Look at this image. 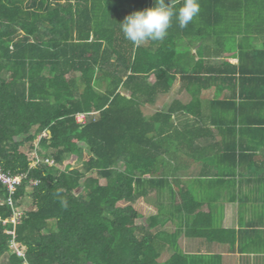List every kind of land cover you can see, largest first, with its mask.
<instances>
[{"label":"trees","instance_id":"1","mask_svg":"<svg viewBox=\"0 0 264 264\" xmlns=\"http://www.w3.org/2000/svg\"><path fill=\"white\" fill-rule=\"evenodd\" d=\"M183 2L172 0L174 9ZM262 2L245 0L244 14L233 19L218 11L222 0L199 4L214 8L225 27L236 20L241 30L253 32L248 27L260 24H250L255 17L249 12ZM154 4L0 0V167L24 175L11 196L22 211L17 224L9 223L12 208L0 204V264H222L219 253L182 251L181 237L228 252L264 253V229L243 219L236 228L222 227L209 195L181 186L164 159L163 125L172 124L177 109L192 113L191 106H200L197 95L190 91L189 103L175 101L148 117L142 112L177 77L190 75L181 68L178 39L206 34L194 27L206 19L200 8L186 28L173 17L163 40L133 44L120 23ZM232 158L230 168L217 165L215 178L239 167L240 160ZM78 161L82 169L74 166ZM155 193H166L168 205L140 214L133 202ZM6 195L0 183V197ZM169 223L173 229L166 228ZM12 229L23 257L9 248ZM247 234L255 241L246 244Z\"/></svg>","mask_w":264,"mask_h":264},{"label":"crops","instance_id":"2","mask_svg":"<svg viewBox=\"0 0 264 264\" xmlns=\"http://www.w3.org/2000/svg\"><path fill=\"white\" fill-rule=\"evenodd\" d=\"M214 1L198 0V3L212 5ZM244 1L241 4L239 0L242 6L238 8L237 0H222L218 11L233 19L244 14L241 13ZM248 1L253 4L263 1L259 12L257 9L249 12L255 17L250 24H260L248 27L253 32L241 30L236 20L225 27L215 18L214 8L200 7L206 19L194 27L206 34L204 38L182 37L186 50L179 55L181 68H188L190 75L177 77L169 90L157 94L141 108L148 117L156 111H166L175 101L187 104L192 93L197 95L200 106L198 103L191 106L192 113L177 109L171 115L172 124L163 125L164 159L171 163L181 186L198 196L209 195L215 212L219 209L216 217L221 219L222 227L236 228L239 219H243V223L261 230L264 229V52H258L264 46V0ZM237 30L240 34H219ZM150 48L154 50L156 45ZM219 69L221 73L214 72ZM232 155L240 160L239 167L230 170L227 178H215L217 165L230 168ZM254 239L251 234L243 238L246 244ZM180 240L182 251L219 253L222 264H228L229 254L241 258V264H264V253L250 250L240 254L216 244L184 237Z\"/></svg>","mask_w":264,"mask_h":264},{"label":"clouds","instance_id":"3","mask_svg":"<svg viewBox=\"0 0 264 264\" xmlns=\"http://www.w3.org/2000/svg\"><path fill=\"white\" fill-rule=\"evenodd\" d=\"M199 12L198 0H184L178 11L174 9L172 0H155L153 7L127 15L120 26L124 37L139 46L148 40H163L173 17L183 29L198 16Z\"/></svg>","mask_w":264,"mask_h":264},{"label":"rangeland","instance_id":"4","mask_svg":"<svg viewBox=\"0 0 264 264\" xmlns=\"http://www.w3.org/2000/svg\"><path fill=\"white\" fill-rule=\"evenodd\" d=\"M184 41L185 39L183 38H180L178 39V44H177V53L180 54L182 53L183 51L186 50V47H185V44H184ZM26 150V149H25ZM88 156V153L85 151L83 152L82 154V160L86 159V157ZM81 162L82 161H78L77 163H75V167L79 168V169H82V166H81ZM91 175H94V174H91ZM101 183L104 182V180H100ZM198 196V195H197ZM160 204H164L165 206L168 205V199H167V194L165 193L164 195H158L157 193L155 194H151L150 196H148L147 198H142V197H138L134 202H133V206L134 208L142 215L144 216H148L150 214H153L157 211V207L158 205ZM30 206V205H29ZM28 206V208H29ZM219 209L216 208V212H215V215H218L219 213ZM216 222L218 224H220V220L221 219H218L216 217ZM166 228L168 229H173V224H167ZM184 244H183V239L180 240V246L182 247ZM184 250H186L184 248ZM188 250V249H187ZM169 255V252H165L162 254V256L160 257L159 261L162 262L164 259H166ZM227 259H228V264H241L242 263V259L238 258L237 255L235 254H229L227 255ZM4 257H3V261H4Z\"/></svg>","mask_w":264,"mask_h":264},{"label":"built area","instance_id":"5","mask_svg":"<svg viewBox=\"0 0 264 264\" xmlns=\"http://www.w3.org/2000/svg\"><path fill=\"white\" fill-rule=\"evenodd\" d=\"M81 119V118H80ZM34 152V151H33ZM40 159L37 157V161ZM45 162L52 163L51 160L45 159ZM24 177V175H13L9 172H4L0 167V183L4 186L7 195L6 197H0V204H6L9 205L13 210V215L9 219V223L12 225H15L19 222V219L21 217L22 211L19 208H16L13 204L12 195L16 191V187L20 184L21 179ZM36 181L31 180L30 185H35ZM11 240L9 243V248L12 252H14L17 256L23 257V253L19 249V243H17L14 240L15 234L14 230L12 229L10 232ZM24 264H27L26 262Z\"/></svg>","mask_w":264,"mask_h":264}]
</instances>
